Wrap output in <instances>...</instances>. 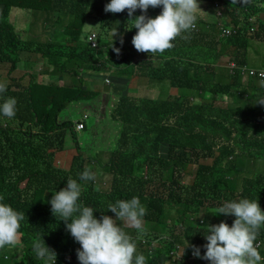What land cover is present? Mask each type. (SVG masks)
<instances>
[{
    "label": "trees",
    "instance_id": "trees-1",
    "mask_svg": "<svg viewBox=\"0 0 264 264\" xmlns=\"http://www.w3.org/2000/svg\"><path fill=\"white\" fill-rule=\"evenodd\" d=\"M109 2L0 0V78L3 70L15 79L19 73L14 74L15 69L33 72L27 85L12 79V85L0 94V103L9 97L17 101L13 119L0 115V202L25 214L19 244L0 249V264H45L33 251V242L39 239L55 252V264H80L79 243L46 201L67 187L68 178L81 184L79 202L91 207L97 219L102 214L115 219L107 210L109 203L139 198L146 208L145 235L136 239L135 230L121 222L117 226L132 236L136 254H143L146 264H166L163 257L168 264H211L194 256L192 246L200 248L202 257L207 227L222 221L231 226L235 220L232 215H215V210L226 201L245 198L257 200L264 210V174L256 172L264 166V80L241 73L254 42L264 44V0H249L247 5L241 0L237 4L201 0L205 7H219L225 23L198 14L194 30L185 34L186 39L172 41L174 47L163 55L137 52L131 43L137 32L132 19L155 18L162 6L149 7L146 13L137 9L129 17L127 10L105 12ZM14 9L32 13L34 28L41 20L47 41H22L10 21ZM96 21L98 31L93 24L87 26ZM87 27L97 34L85 32ZM223 27L239 29L224 37ZM93 33L94 48L87 42ZM222 58H229L236 69L216 72ZM40 66L49 84L38 83L42 76L35 70ZM84 76L104 82L124 79L127 91L134 93L130 87L134 80L146 82L147 88L160 84L166 87L161 91L164 98L118 95L105 109V119L100 117L97 125L77 133L70 106L88 105L101 95L93 91V81L83 82ZM102 89L114 92V86L102 85ZM219 97L225 98L224 106H217ZM110 120L118 129L106 152L109 161L100 167L110 176L103 191L94 187V180L79 177L85 169L93 173L96 167L89 157L83 160L82 147L103 135L102 127ZM68 137L77 154L64 171L55 167L54 160L64 152ZM161 149L166 150V158L161 157ZM152 224L164 225L165 233L147 231L155 227ZM259 236L264 257V227ZM175 254L181 261L172 259Z\"/></svg>",
    "mask_w": 264,
    "mask_h": 264
},
{
    "label": "clouds",
    "instance_id": "clouds-1",
    "mask_svg": "<svg viewBox=\"0 0 264 264\" xmlns=\"http://www.w3.org/2000/svg\"><path fill=\"white\" fill-rule=\"evenodd\" d=\"M241 2L247 5L249 0ZM232 3L237 4V0H232ZM160 6L162 11L155 18L140 15L132 19L133 28L137 29V32L131 43L137 52L163 55L166 50L174 47L172 41L177 37L186 39L185 34L196 27L198 13L201 11L198 0H110L104 11L121 13L127 10L129 17H132L137 9L146 13L149 7ZM217 8V22H220V12ZM1 16L2 14L0 18ZM116 51L119 53V49ZM6 90L7 85L0 83V94ZM16 104L15 98L4 99L3 103H0V115L13 119L16 115ZM82 118L83 116L75 122L81 121ZM87 120L83 121V124ZM79 179L92 181L95 175L90 169H85ZM81 193V184L68 178L67 187L55 191L49 201L52 214L65 222L66 230L80 245L77 250L80 264H146L145 256L136 254L137 246L132 236L125 232L122 226H117L119 220L136 230V239L145 235L143 217L146 215V208L139 198L109 203L107 210L115 214V219L103 214L97 219L91 207L79 202ZM215 212V215H232L235 220L231 226L223 221L208 226L205 234L207 243L203 245L206 249L204 255L201 257L200 248L192 246L193 255L210 261L211 264H264V257L258 251L261 249L259 235L264 227V210L259 202L246 198L226 201ZM24 219V213L0 202V249L19 244V229ZM33 251L36 258L45 264H55L56 254L45 245L43 239L33 242Z\"/></svg>",
    "mask_w": 264,
    "mask_h": 264
},
{
    "label": "rangeland",
    "instance_id": "rangeland-1",
    "mask_svg": "<svg viewBox=\"0 0 264 264\" xmlns=\"http://www.w3.org/2000/svg\"><path fill=\"white\" fill-rule=\"evenodd\" d=\"M199 2V6L201 11L198 13L200 16H204L207 19L213 21V22H217L218 21V11H216V7L215 8H208L202 5L201 0H198ZM217 10H219V7L217 8ZM2 14V8H0V15ZM205 19V18H203ZM10 21L11 23H13L16 33L18 34V36L21 38L22 41H31L33 39L38 40L40 43L47 41V37H46V28H44V24L41 20L38 21L37 23V27L34 28L33 24L35 23V17L32 13L29 12H25V11H20V10H12V13L10 14ZM221 23H225V19H220ZM91 24H93V28H96V30L98 31L99 28V22H87V26H91ZM91 27H87L85 28V32L87 33H91V31H94L96 33L95 30H91ZM52 27H49V33L51 32ZM90 30V31H89ZM94 34V33H93ZM97 34V33H96ZM95 34V35H96ZM254 46L252 47L251 50L248 51L247 54V65L245 69H249V70H254V71H264V44H262L260 41L258 42H254L253 44ZM233 64L229 61V58H222L220 59L217 64L215 65L216 67V72H220L223 70H228V68L230 67V65ZM18 66L24 67L23 63H20ZM7 67H4L3 69H5ZM46 68V67H45ZM11 71V68L9 69ZM43 70V66L38 67V70H35V72L39 73L41 76V72ZM21 71V72H20ZM19 72V73H18ZM18 73V78L15 79L14 76L13 78H9L8 74H6V71L3 70V74L0 78V80L8 86L12 85V79L17 81V84H23V85H27L28 83V79H29V75L32 74L33 72L28 71L25 68H18L14 70V74ZM22 76H25L23 79ZM98 80H102L101 78H94L92 76H84L83 77V82H90L93 81L94 82V86H93V91L94 92H100L101 95L90 101L88 103V105H81V104H74L71 105L69 110L71 113V117L70 119L72 120V122L81 119L80 116H84L87 115L89 118L86 122H84L85 126H89L92 127L94 124L97 125L98 121H101L100 119L104 117V111L105 109H110L112 102H114V98L118 95H132L134 93V91H127V81L124 79H111L109 80V84L107 85L103 80L102 82L98 81ZM49 81L51 82V80L49 79ZM70 82V81H69ZM38 83H44V84H49L48 82V78L46 77L43 78L39 76L38 79ZM61 83H68V81H61ZM136 83V84H134ZM77 84V82H76ZM102 85L105 86H114V92L113 90H109L105 91L104 89H102ZM130 87L132 89L135 88V93L132 95V97L134 98H149V99H163L164 96L162 97L163 94H161V91L164 90L166 87H163L160 84H155V85H151L147 88L146 86V82L144 81H132ZM168 92L171 93L170 89H168ZM217 102H221L218 103L217 106H224L225 105V98L224 97H219L217 98ZM261 102V101H260ZM90 108V110H89ZM92 117V118H91ZM93 117L95 118V120L93 119ZM101 117V118H100ZM103 135H101L100 137L97 135L95 137H93V139L91 141H89V144L86 146V148L82 147L83 150V160L86 162V159L89 157L91 162H94V165L96 167H93V173L95 175V179H94V187L98 188L99 190H103L106 191L108 189V186L110 184V176L107 174L102 173V167L105 163H108L109 158H108V154L106 152H109L110 147L113 144V139L117 133V123L116 122H112L111 120L104 125L103 127ZM95 134V132H94ZM78 136V140L77 142L80 144L81 143V139L79 134H77ZM64 152H62L61 154H56L55 156V160H54V165L56 168L58 169H62L64 171H67V169L69 168L70 165V161L71 159L76 156V152H75V144L72 142L71 138L68 137L66 140V144H64L63 147ZM103 152V153H101ZM96 153V154H95ZM166 150L161 149V157L162 158H166ZM92 158L95 160L92 161ZM239 172H242V169L239 170ZM257 173L260 174H264V166L260 165L257 167L256 169ZM182 184H185L184 181L181 182ZM50 197V198H49ZM47 198V204H49V201L52 198V194ZM119 222H121V225L127 228H130L127 226V224H123L122 221L117 220V225L119 224ZM144 226L146 225V223H143ZM155 226L153 228H149L147 231L150 232V230L152 231V233H156V234H164L165 230H164V225H153ZM132 229V228H130ZM134 230V229H132ZM146 230V229H145ZM136 231V230H135ZM137 234V232H136ZM155 243V242H153ZM152 243V244H153ZM15 247V246H12ZM262 256V252L261 249L258 250ZM176 256H172L173 260L178 259L180 256L175 254ZM204 255V254H203ZM166 261V264H168L169 260L166 259L165 257H163ZM211 263V262H208ZM74 264H76V262H74Z\"/></svg>",
    "mask_w": 264,
    "mask_h": 264
},
{
    "label": "built area",
    "instance_id": "built-area-1",
    "mask_svg": "<svg viewBox=\"0 0 264 264\" xmlns=\"http://www.w3.org/2000/svg\"><path fill=\"white\" fill-rule=\"evenodd\" d=\"M238 27H236L235 29H232V28H224L222 30V35L224 37H230L231 35L235 34L237 31H238ZM254 31V28L251 29ZM95 34H91L88 39H87V42L90 43V46L92 48H94L96 46V42H95ZM236 67L234 64H231L230 67H229V70H235ZM241 73L243 75H247L248 77L250 78H256L257 80H264V71H254V70H249V69H245V68H242L241 69ZM105 83L108 85L109 84V81L106 80ZM88 116L84 115L82 120L79 121V122H75V129L76 131H81L84 129V124H83V121L87 120Z\"/></svg>",
    "mask_w": 264,
    "mask_h": 264
},
{
    "label": "crops",
    "instance_id": "crops-1",
    "mask_svg": "<svg viewBox=\"0 0 264 264\" xmlns=\"http://www.w3.org/2000/svg\"><path fill=\"white\" fill-rule=\"evenodd\" d=\"M0 8H2L1 6H0ZM14 10H16L17 11V9H14ZM12 13V12H11Z\"/></svg>",
    "mask_w": 264,
    "mask_h": 264
}]
</instances>
